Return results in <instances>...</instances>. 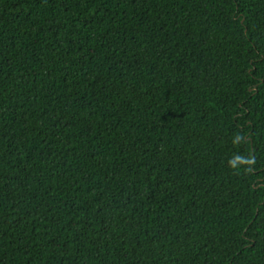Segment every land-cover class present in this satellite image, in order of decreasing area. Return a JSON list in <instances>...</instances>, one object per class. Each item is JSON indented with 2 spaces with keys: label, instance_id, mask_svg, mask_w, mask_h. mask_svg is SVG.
Instances as JSON below:
<instances>
[{
  "label": "trees",
  "instance_id": "1",
  "mask_svg": "<svg viewBox=\"0 0 264 264\" xmlns=\"http://www.w3.org/2000/svg\"><path fill=\"white\" fill-rule=\"evenodd\" d=\"M0 264H264V0H0Z\"/></svg>",
  "mask_w": 264,
  "mask_h": 264
}]
</instances>
